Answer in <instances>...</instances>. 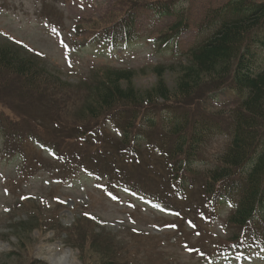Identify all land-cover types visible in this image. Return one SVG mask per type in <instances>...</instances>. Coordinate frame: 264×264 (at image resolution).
I'll list each match as a JSON object with an SVG mask.
<instances>
[{
    "label": "rangeland",
    "instance_id": "rangeland-1",
    "mask_svg": "<svg viewBox=\"0 0 264 264\" xmlns=\"http://www.w3.org/2000/svg\"><path fill=\"white\" fill-rule=\"evenodd\" d=\"M152 1L0 0V46L17 50L22 57L34 56L40 60L48 71L50 83L53 82V74L67 86L59 92L57 86H47L50 91L58 92V97L63 91L73 88L71 93L65 95L64 101L68 102L69 98L79 101L74 106L69 105L68 113H73L71 119L63 118L75 120L79 118L76 111L80 100L86 95L85 86L92 83L93 75L97 72L101 75L109 69L129 70L135 88L144 91L156 83L155 70L162 66V77L173 90L182 66L186 65L180 52L201 39L203 33L197 25L202 16L228 0L171 1L168 6L176 5L178 11L187 15L189 29L165 46H159L157 38L167 33L166 28L172 18L157 16L143 5ZM159 1L155 0L154 3ZM129 11L136 16L137 37L128 46L110 53L109 47L105 46L108 40L95 42L92 39L105 35ZM39 16L56 23L61 29L45 25L42 22L44 19ZM201 26H204L203 22ZM204 92L198 91L197 94ZM219 101L213 103L204 100V103L195 104V110L204 109L212 113L215 120L222 121V125L226 126L231 121L229 112L237 97L228 93ZM163 111L165 109L142 112L137 132L146 136L152 133L145 123L147 117L154 119L157 123L155 127L161 130L160 124L165 125L159 120ZM32 114L42 120L31 126L25 122L22 125L14 120L12 122L19 130L29 127L27 130L38 135L44 131L46 135L41 137L48 141L56 138L59 149L54 154L53 149L45 151L37 143L26 142L24 138L21 147L31 158L27 165L23 163L22 167L26 166L23 169L17 157L10 159L12 145L0 135V263L244 264L243 259L199 258L220 249L215 243H223L229 234L238 233L235 228H230L229 233L225 225L230 209L225 204H222L219 213L215 211L218 216L210 223L212 212H208L205 200L201 201L197 190L200 176H194V189L189 188L186 197L177 201L171 194L165 155L155 145L149 149L142 146L131 157L127 151L120 152L121 135L111 124L100 135L91 128L96 123L84 127V130H92L90 134L96 137L94 141L84 138L77 140L69 135L65 139L61 135L55 137L51 129L54 123L47 122L50 114H45L41 109H35ZM90 120L81 114L77 123L88 125ZM159 129L155 132L153 129V141L159 138ZM228 137L226 131L209 133L200 156L195 159L194 169L205 173L213 166L225 151ZM6 147L10 150L7 149L8 154L4 153ZM98 149L108 157L101 158L108 161V167L111 163L119 167L131 177L135 187L158 197L156 200H163L162 203H170L178 209L180 217L170 218L157 201L143 197L138 191L134 193L127 188L108 192L105 181L96 182L95 176L75 169L78 166L89 168L92 164L98 165L95 160L84 159L93 157L95 152L99 154ZM65 157L68 160L76 158L80 164L73 166ZM69 169L75 174L65 181L64 175ZM176 182L178 180L174 184ZM208 205L212 207V204ZM170 219L180 224L178 230L174 226L167 227L168 230L160 228ZM185 219L190 223L187 226L182 223ZM192 224L195 234L191 230ZM183 241L188 242L191 249L184 248Z\"/></svg>",
    "mask_w": 264,
    "mask_h": 264
},
{
    "label": "trees",
    "instance_id": "trees-1",
    "mask_svg": "<svg viewBox=\"0 0 264 264\" xmlns=\"http://www.w3.org/2000/svg\"><path fill=\"white\" fill-rule=\"evenodd\" d=\"M154 1L143 5L158 16L175 17L166 35L159 37V43L174 41L188 28L187 19L173 9V5H167L170 0ZM134 21L135 13L129 11L106 31L113 46L132 41L136 33ZM203 23V27L199 26L203 33L200 41L183 54L186 65L182 66L173 90L162 77V66L155 70L156 83L144 91L135 88L131 82V71L110 69L101 75L98 72L93 75L76 111L79 118L83 114L91 119L88 125L77 123L79 118L71 121L63 118L71 119L73 113H68L69 105L74 106L79 101L72 98L64 101L73 88L58 97L57 93L67 86L53 74L50 83L48 71L40 60L34 56L22 57L17 50L0 46V135L8 139L12 150L19 149L17 143L24 138L26 141L29 137L43 142L56 140L43 139L44 131L38 135L27 130L29 127L19 130L12 122L36 124L42 118L38 120L32 114L35 109L50 114L47 122L54 123L51 129L55 137L61 135L65 139L68 138L66 135L76 137L80 132L92 137V130H84V127L107 121L120 132V152L135 154L142 146L149 149L153 145L160 149L168 163L174 199L179 195L186 197L189 188L194 189L192 180L198 175L201 182L197 190L201 200L236 198L237 206L230 222L239 228L254 224L253 229L256 227L259 234L258 224L264 225L262 220L255 222L258 210L264 209V0H228L220 7L208 10ZM53 85L59 88L58 92L47 88ZM215 90L228 91L237 97L229 112L231 121L226 126L215 120L212 113L195 110V104ZM198 91L205 92L198 95ZM153 109L170 112V117L161 116L160 121L165 125L160 124V130L155 127L156 121L147 117L145 123L152 133L146 136L137 132L141 113ZM153 129L154 132L160 130L156 141L151 139ZM223 131L229 136L225 151L205 173L198 172V168L194 169L195 159L200 156L208 134ZM97 152H100H95L100 165L101 162L106 164L108 161L101 158L108 157L100 149Z\"/></svg>",
    "mask_w": 264,
    "mask_h": 264
}]
</instances>
